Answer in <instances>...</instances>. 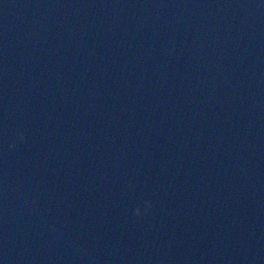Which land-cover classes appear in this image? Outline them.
<instances>
[{
  "label": "water",
  "instance_id": "water-1",
  "mask_svg": "<svg viewBox=\"0 0 264 264\" xmlns=\"http://www.w3.org/2000/svg\"><path fill=\"white\" fill-rule=\"evenodd\" d=\"M0 264H264V0H0Z\"/></svg>",
  "mask_w": 264,
  "mask_h": 264
},
{
  "label": "clouds",
  "instance_id": "clouds-1",
  "mask_svg": "<svg viewBox=\"0 0 264 264\" xmlns=\"http://www.w3.org/2000/svg\"><path fill=\"white\" fill-rule=\"evenodd\" d=\"M21 139H22V137H21ZM145 207H146V208H147V207H151V205H150L149 203H146ZM137 215H138V216L140 215V212H139V211L137 212Z\"/></svg>",
  "mask_w": 264,
  "mask_h": 264
}]
</instances>
